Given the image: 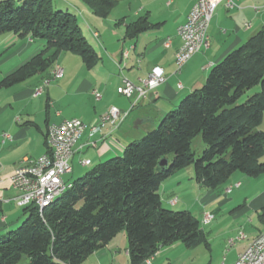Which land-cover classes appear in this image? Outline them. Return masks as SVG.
<instances>
[{"label": "crops", "instance_id": "crops-1", "mask_svg": "<svg viewBox=\"0 0 264 264\" xmlns=\"http://www.w3.org/2000/svg\"><path fill=\"white\" fill-rule=\"evenodd\" d=\"M53 2L56 8L76 14L81 32L88 34L87 40L99 61L87 68L78 55L62 52L56 63L62 67L63 75L42 93L34 91L47 73L0 89V235L25 217L23 206L16 202L20 192L11 186L9 176L26 160L47 151L45 134L49 124L72 118L92 123L111 106L128 111L112 132L102 129L76 142L70 159L71 172L63 176L72 182L94 165L120 155L129 142L155 128L184 95L204 84L216 63L264 25V0H233L231 8L221 1L207 30L209 46L176 71L175 53L181 45L177 28L186 21L194 0H117L107 18L95 16L81 0ZM145 14L155 26L133 39L126 38L125 25ZM167 37L170 44L165 46ZM41 48L42 42L30 35L0 34V79ZM153 67L163 69L164 80L144 97L134 103V96L117 93L123 78L141 85V79H146ZM94 90L100 93L99 100L94 98ZM263 124L264 112L260 126ZM260 130L264 131V127ZM88 140H97L96 146L88 145ZM84 159L89 160L88 165L80 164ZM159 193L168 206L188 210L199 221L204 211L213 213L209 226L201 225L209 242V247L204 246L209 250L204 264H233L237 254L264 231V222L259 219L264 206V175L249 177L237 171L222 186L210 189L196 181L193 168L189 167L164 180ZM172 199H176L174 204L170 203ZM241 232L243 238L230 245L229 240ZM196 247L175 243L161 248L150 263L141 264H194L191 250ZM83 264H130L126 233L119 232Z\"/></svg>", "mask_w": 264, "mask_h": 264}, {"label": "trees", "instance_id": "trees-1", "mask_svg": "<svg viewBox=\"0 0 264 264\" xmlns=\"http://www.w3.org/2000/svg\"><path fill=\"white\" fill-rule=\"evenodd\" d=\"M81 1L99 18H107L117 4ZM154 26L145 14L125 25V37L133 39ZM4 32L30 35L42 48L2 77L0 89L38 74L47 76L62 52L78 55L87 68L99 61L76 14L55 8L53 0H0V34ZM256 85L259 91L237 102ZM263 112L264 25L216 63L204 84L186 94L155 128L129 142L120 156L91 167L45 208L24 206L20 224L0 235V264H83L121 231L126 233L130 264H141L175 243L209 247L190 211L162 206L160 184L189 167L196 181L210 189L237 171L264 175V131L258 130ZM199 135L205 147L196 155L191 142ZM163 159L165 166L160 165ZM259 219L264 222V206Z\"/></svg>", "mask_w": 264, "mask_h": 264}, {"label": "built area", "instance_id": "built-area-1", "mask_svg": "<svg viewBox=\"0 0 264 264\" xmlns=\"http://www.w3.org/2000/svg\"><path fill=\"white\" fill-rule=\"evenodd\" d=\"M225 1L227 7L231 8L233 0H194V3L186 17V21L177 28V34L181 38V45L175 53L176 71L197 52L206 49L209 46L207 30L217 5ZM248 26V24H246ZM170 39L167 37L164 45L168 46ZM124 51V56H126ZM63 69L48 74V81L41 82L34 93H42L52 81L61 78ZM164 80V71L161 67H153L146 79H141V85H136L127 78H123L119 85L118 93L137 99L145 96L146 92L155 88ZM179 86H181L179 84ZM94 98L99 100L101 95L98 91H93ZM128 111L120 110L118 107H109V109L100 115L92 123L75 122V118L65 119L59 123L49 124L46 131L47 151L39 157L26 160L24 164L16 167L9 176L12 187L20 192L16 199L19 206L35 204L43 197L51 196L57 193L60 188L68 181L63 176L71 172L70 159L74 153L72 144H76L79 139H72L73 129H81V137L87 135L89 138L99 133L102 129L107 132L115 130L127 117ZM97 140H88V145L95 147ZM80 164L88 165L89 160H80ZM176 199L170 201L174 204ZM214 215L210 211H204L200 220L201 225H208L212 222ZM243 233L230 239L229 244L235 240L243 238ZM154 256L146 259L150 263ZM233 264H264V231L262 236L257 239L253 249H246L237 254Z\"/></svg>", "mask_w": 264, "mask_h": 264}, {"label": "rangeland", "instance_id": "rangeland-1", "mask_svg": "<svg viewBox=\"0 0 264 264\" xmlns=\"http://www.w3.org/2000/svg\"><path fill=\"white\" fill-rule=\"evenodd\" d=\"M55 1V0H53ZM55 7V6H54ZM56 8V7H55ZM70 8V7H69ZM71 12V11H70ZM86 39H89V36L88 34H86ZM51 70H52V67H51ZM50 70V71H51ZM259 91V85H256L254 87H252L251 89L247 90L245 93H243L240 98L238 99V103H241L243 101H245V99L249 96V95H252L254 94L255 92ZM118 93V92H117ZM185 96V95H184ZM183 98V97H182ZM89 124V123H87ZM262 127H264V124L262 126H259L258 127V130H260ZM205 147V144L201 138V136H196L192 142H191V148L192 150L195 152L196 155H199L203 148ZM122 154V153H121ZM120 154V155H121ZM118 155V156H120ZM168 158L171 159V156L169 155ZM106 160V159H105ZM104 161V160H103ZM162 192V189L160 190ZM162 206L164 208H167V209H171V210H184V209H179V208H174V207H171V206H168L165 201L162 200ZM194 214H196V212L194 211ZM21 222V221H20ZM20 224V223H19ZM18 224V225H19ZM18 225H15L12 229H15ZM209 225H204V228L208 227ZM12 229H9V230H12ZM194 254V264H204L206 263V260L208 259L207 256H209V250H207L203 245L201 246H198L196 248H194L193 250H191ZM217 251L216 248H214V253ZM221 258H223V253H221L220 257H219V260L221 261ZM175 264H181L180 263H175ZM215 264V263H214Z\"/></svg>", "mask_w": 264, "mask_h": 264}, {"label": "bare ground", "instance_id": "bare-ground-1", "mask_svg": "<svg viewBox=\"0 0 264 264\" xmlns=\"http://www.w3.org/2000/svg\"><path fill=\"white\" fill-rule=\"evenodd\" d=\"M59 68H60V66L58 65V63H54L53 66H52V70L50 72L56 71ZM47 81H48V76L46 78H44L42 82H47ZM118 91H119V87L117 88V92ZM111 107H114V106H111ZM75 122H82V121L79 120V119H75ZM80 138H81V129H73L72 139H80ZM74 146H75V144H72V151L75 150ZM14 188H16V187H14ZM69 188H71V182H68L67 184L63 185L57 193H54L51 196L43 197V199H41V201L39 203H37V207H39V209L45 208L46 206L51 204V202L58 195H60L61 193H63L64 191H66ZM261 236H262V233L255 240H253L252 242L248 243L247 246L241 252H244L246 249H253V247L256 244L257 239L260 238Z\"/></svg>", "mask_w": 264, "mask_h": 264}, {"label": "water", "instance_id": "water-1", "mask_svg": "<svg viewBox=\"0 0 264 264\" xmlns=\"http://www.w3.org/2000/svg\"><path fill=\"white\" fill-rule=\"evenodd\" d=\"M160 165H161V166H165V165H166V160H165V159L161 160V161H160Z\"/></svg>", "mask_w": 264, "mask_h": 264}]
</instances>
